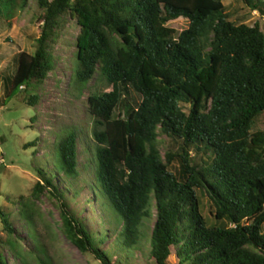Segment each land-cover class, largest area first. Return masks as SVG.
Here are the masks:
<instances>
[{"label":"trees","instance_id":"16d2710c","mask_svg":"<svg viewBox=\"0 0 264 264\" xmlns=\"http://www.w3.org/2000/svg\"><path fill=\"white\" fill-rule=\"evenodd\" d=\"M241 1L264 14V0ZM0 2L8 18L28 4ZM37 7L35 50L17 53L12 74H0L1 105L46 80L54 67L48 46L65 16L78 28L75 85L82 91L95 79L112 89L87 97L89 141L75 128L63 130L52 155L33 164L38 181L16 202L36 247L28 254L54 264L40 256L35 228L36 200L48 191L60 202L62 233L82 253L112 264L100 248L106 232L95 235L69 209L62 184L74 196L88 189L105 211L101 223L123 256L114 264H130L144 241L154 264H264V130H253L264 112L259 24L230 21L223 0H37ZM179 18L188 25L177 33L168 22ZM130 90L138 101H130ZM27 99L34 106L38 96ZM160 136L177 144L165 157ZM204 197L213 219L203 214ZM10 216L0 208V264H9L4 249L26 264Z\"/></svg>","mask_w":264,"mask_h":264},{"label":"rangeland","instance_id":"374dc122","mask_svg":"<svg viewBox=\"0 0 264 264\" xmlns=\"http://www.w3.org/2000/svg\"><path fill=\"white\" fill-rule=\"evenodd\" d=\"M228 19L235 24L245 23L254 25L258 23L264 32V14L251 10L241 0H223ZM8 5L0 2V74H12L14 57L20 51L33 53L36 39L39 37L40 24L37 15L39 9L37 0H28L23 10H17L12 18L9 17ZM10 10V9H9ZM188 25V21L179 18L168 22V26L178 33ZM78 28L73 20L67 16L57 31L53 43H49L48 51L53 56L54 67L46 80L37 87L26 91L17 90L15 95L1 105L3 88L0 92V208L9 213L20 238L22 250L25 251L26 264H39L36 255L28 252L36 250L31 238L27 235L24 220L18 214L19 205L16 204L20 195L30 196L31 189L38 181L33 164L50 157L53 153V142L58 139L59 132L75 128L80 138L89 141L93 128V118L87 111V97L91 93L110 91L106 86L93 79L81 91L73 80L74 69L78 66L75 58V37ZM35 94L38 100L34 106L28 105L27 96ZM130 101H138V95L130 90ZM31 118L35 120L31 121ZM253 130H264V112L258 117ZM39 139V145L24 148V145ZM159 148L165 157L168 150H175L177 144L166 136L158 139ZM33 152L36 154L33 156ZM194 154V151H193ZM198 162L200 155L195 156ZM50 167V164H49ZM177 173L178 167L170 168ZM65 194V202L69 209L90 229L95 235L106 232V239L101 243V250L106 251L112 264L122 259L119 253L114 252L115 239L112 228L101 223L106 214L94 200L88 189L80 191L74 196L70 188L58 184ZM83 186L79 181L78 187ZM40 216L36 221L37 243L43 249L40 255L51 260L54 264H102L92 254L82 253L61 231L60 202L48 191H44L36 200ZM203 214L213 219L210 213L208 199H202ZM212 212H214L212 210ZM156 222L155 211L150 221L145 222L147 236ZM0 238L6 239L0 223ZM149 242L144 241L142 246L133 250L130 255V264H154L150 257ZM4 255L9 264H24L13 256L9 250L4 249Z\"/></svg>","mask_w":264,"mask_h":264}]
</instances>
